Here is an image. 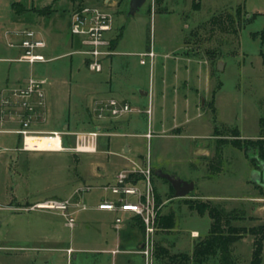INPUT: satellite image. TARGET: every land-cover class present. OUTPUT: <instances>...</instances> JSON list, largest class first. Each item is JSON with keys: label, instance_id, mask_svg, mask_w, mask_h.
<instances>
[{"label": "rangeland", "instance_id": "obj_1", "mask_svg": "<svg viewBox=\"0 0 264 264\" xmlns=\"http://www.w3.org/2000/svg\"><path fill=\"white\" fill-rule=\"evenodd\" d=\"M14 1L18 0H0V23L8 21L10 5ZM21 3L25 8L31 7L25 0ZM60 5V3H52V9H58ZM238 7L242 12L239 18L235 14ZM42 11L43 27L51 34H56L59 22L67 17L66 12L54 11L46 19V10L42 9ZM34 13L24 16L27 24H12L7 27L8 30L37 28L35 24L30 23L31 14L34 19L40 16ZM117 30L123 31L119 49H135L144 41L146 49L154 50L155 58L152 66L148 57L144 58L146 65L142 67L139 66V57H124L131 67L142 73L143 70L146 71L143 78L146 90L151 88L154 92L159 91L163 65L167 63L170 65V62H173L165 57L164 52L181 45L183 41L192 43L194 33L200 36L199 46L206 48L210 53L212 47L209 45L212 43L214 46H220L225 38V45L219 52L220 58L200 51L203 56L199 57V63L193 62L189 66L195 71L203 64V66L210 65L213 68L211 89L220 87L216 94L218 108L216 117L224 122L225 126L219 127L218 130L219 134L228 136L229 139L225 137L217 140L220 146L215 148H222L221 143L234 144L236 141L232 136L235 134L242 137L241 139H248L257 134L258 121L264 117V0H201L200 8L196 10L193 8L192 0H163L161 4L157 0H146L135 14L129 15L126 12L123 17H118ZM2 46L3 43L0 41V48ZM6 56L7 53L4 51L0 53L1 58ZM218 59L223 69L219 64L215 66ZM67 60L68 58L55 59L40 66L35 64L33 67L7 61L0 62V66L21 67L27 71L30 67L47 70ZM179 64L181 67L189 65L185 60L180 61ZM183 70L184 68L181 73L185 77ZM13 92L7 93L2 100L3 106L8 103L5 99L14 98ZM61 92L64 93V89ZM183 92V88H180L179 94ZM71 102L75 103L73 95ZM154 103L153 110L157 106V103ZM147 105L148 103L146 108ZM172 115L173 109L168 106L165 117L168 126L171 125ZM191 117L193 121L181 130L182 137L166 135L152 138L149 142L146 140L142 143L141 160H134L127 167L113 170L109 175H105L103 179L105 178L106 181L103 185L94 181L96 174H100L98 172L101 171L97 167L103 161L109 160L110 155L101 153L100 150L94 155L69 152H20L15 150L20 145L18 137L1 133L0 153L6 158H0V205L13 204L17 209L9 208L5 204L0 206V264H18L16 258H19V254L22 251H34L31 248H36V252L41 255L54 256V264H65V254L60 249L71 246L78 249L75 264H90V262L111 264L110 255L94 252L99 248L95 246V231L92 224L101 221V218L88 208L90 200H87V205L81 200L86 193L109 191V188L116 184V177L119 174L126 175V186L137 190L135 198L131 200L137 203L130 204H139L144 207V211L143 215H137L127 222L113 224V233L109 232L106 239L108 241L112 239L113 248H109L110 250L115 249L117 245L116 249L140 256L142 264H189L179 256L185 255L183 253L192 249L191 232L198 231L203 236L209 229L207 214H196L195 207H200L201 204H209L226 213L245 210L247 228L252 225L257 226L255 220L264 218V198L260 194L261 190L258 193L254 189L255 186L250 178L251 169L255 168L250 157L255 154V149L247 145L246 155L243 151L226 145L222 154L214 152L207 158H200L204 166L212 167L210 172L194 159L195 156L191 151L194 142L197 141L192 136H207L214 132L213 112L208 106H199L198 110L193 109ZM68 120L70 119L67 118L65 121ZM70 121L74 123L73 115ZM51 125L53 122L47 121L42 127H51ZM146 125H148L147 115ZM93 128L94 124L90 121L88 127L80 126L77 132L92 131ZM101 132L102 136L106 134L105 127L101 128ZM104 140L105 138L104 146L100 149L108 151L105 143H108L109 139ZM41 141H36L38 144L36 147L40 146ZM243 141H237L240 142L241 147L246 145ZM64 142V147L73 145L72 141L64 140ZM33 144L28 141V146ZM161 170L164 174L194 182L195 189L184 198H175L170 184L156 174ZM111 176L113 178L107 179ZM79 180L84 181L80 184ZM79 185H82L83 189L74 192L70 199H61ZM199 194L210 197L211 200L198 199ZM253 195L261 200L250 201L249 198ZM245 199L246 201L243 202ZM230 200L246 203V208L242 205L234 207L231 205V202L235 204L234 201ZM48 201L69 202L67 211L69 217L74 219L73 229L56 210H30L34 205ZM85 207L87 209L83 210ZM235 225L237 226V223ZM206 237L202 239L198 237L194 240L201 242ZM233 246L234 244L230 246L232 260L236 264H251L254 250L251 237L247 236L237 242L235 248ZM20 247L25 249L22 250ZM44 247L54 250L48 251ZM168 255H177L179 259L170 261ZM122 256L129 260L131 255ZM260 258V264H264V243ZM205 264H220V262L218 257H211Z\"/></svg>", "mask_w": 264, "mask_h": 264}, {"label": "crops", "instance_id": "obj_2", "mask_svg": "<svg viewBox=\"0 0 264 264\" xmlns=\"http://www.w3.org/2000/svg\"><path fill=\"white\" fill-rule=\"evenodd\" d=\"M25 1L29 2V4L31 5L30 8H25L23 6V4L21 3L23 2V0L14 1L10 5L11 10L8 21L0 23V41L1 43H3L2 48H0V53L2 51L7 53L6 57H0V62L8 61L15 64H26L33 67L35 64H39L40 66L41 64L43 65L52 62L55 59L59 60L68 58V60L65 63L63 62L58 65H53L47 70L40 68L34 69L30 67L27 71L21 67L11 68L10 66H8L4 68L0 66V134L3 133L8 135H15L18 137V142L20 143V145L17 146L15 150L25 153L69 152L74 154V152L61 149L53 151L47 150V148L49 147L27 148L25 144L26 138L24 139L23 136L18 133V131L26 129L37 136L50 132H60L62 134V138L65 137V140L72 141L73 145L67 146L69 148L75 145L76 134L89 132H77V129L80 126L88 127V124L91 121L94 124L93 130L99 127L101 131V128L105 127L106 134H104V136H100V138L98 139V152L100 150L101 153L104 152L111 156L109 160L103 161L97 167L99 171H101L98 172L100 174H96V178L94 181L99 185H103L106 181L105 178L103 179L105 175H109L113 172V170L127 167L134 160H141L143 156L142 143H144L146 140L149 142L152 138L163 137L166 135H169L170 137H182L183 135L181 130H183V127L193 121V117H191V112L193 111V109L198 110L199 106H208V108L213 112L214 115V132L207 136H192L197 140L196 142H194L191 151L195 156L194 159L199 164L203 165L200 158H207L209 154L214 152L222 154L224 149L223 147L226 145L233 146L245 153L242 148L235 144H231L230 142L221 143L223 146L222 148H215L216 146H220V143H218L217 140L225 139L226 137L219 134L218 130L219 127H224L225 123L221 122L216 117V112L218 109L216 94L219 92L220 87L217 86L218 91L217 88L214 89V87L211 89V83L213 80L211 69L213 68L210 65L206 64L205 66H203V64L195 71L192 70L193 67H189L193 62L199 63V57L202 58L203 56L200 54V51H204L205 53L207 52L213 57L220 58L219 52L225 45V38L220 46H214L211 43V45H209L210 47H212L210 53V51L208 52L206 48H202L199 46L198 41L200 40V36L194 33V36L192 37V43L183 41L181 45L175 46L168 52H164L163 54L165 55V57L169 58L173 62H170V65L168 63L166 65H163L159 91L154 92L153 89L151 91V88L146 90V84H144L145 81L143 82V78L145 77L144 74L146 71L143 70V73L139 72V70H136L134 67H131L129 65L128 60L124 59V57L135 56L139 57L141 60V54L152 52L154 54L153 59H150V64L152 66L155 58L154 50L146 49L144 41H142L141 45L137 46V48L135 49H119L120 41L123 38V31L117 30V19L118 17H123L124 15H126V12L128 14L130 0ZM162 2L163 0L159 3L161 4ZM52 3H60L61 7H59L58 9H52ZM82 7L99 8L105 12L110 13L113 16L112 29L106 35L109 42L107 50L110 52V54L104 57L102 61V71L100 73L90 72L86 65L87 58L83 55L74 53L75 51L81 49V45L80 40L72 36L70 33V20L72 13ZM42 9L46 10V19L54 11L62 10L63 12H66L67 17L64 19V21L62 20L61 22H59L56 34H51L47 28L43 27L41 19L43 18L42 16L44 13H42ZM33 12L37 13V15H40L38 18L34 19L31 14L30 18L31 25L35 24L37 26V28L35 29L37 30L28 28L8 30L7 27L12 24H27L26 20H24L26 19L24 16L28 13ZM23 30H32L36 32L37 36L45 42L46 47L42 51H40V53L48 60L47 62H38L30 65L27 63L12 61L19 56V54L21 53V49L18 47H9L8 43L12 42L14 44H18V38L14 37L13 33L21 32ZM144 58L146 57H143V59ZM182 60H185L187 63H189V65H184L183 67H181L179 62ZM220 63L221 61L218 59V62L215 64V66L219 64L221 66V69H223V66ZM144 65H146V62L143 64H139V66L141 67ZM182 68H184L183 71L186 74L185 77L182 76ZM29 79L43 82L41 86V92L43 95L42 105H38L37 99L33 97L30 100V105L32 107L31 112H28L24 107L21 106V101L19 99H5L8 103L3 106L2 100L6 97L7 93L12 92L16 89L24 88L27 85ZM180 88H183L184 90L181 95L179 94ZM62 89H64V93H60ZM72 95L74 97L75 103L71 102ZM109 99L127 102L132 106V108H134V111L119 119L100 122L94 117L92 109L96 103L103 102ZM154 102L157 103L155 110H153ZM146 103H148L147 108ZM168 106L172 107L173 109L170 126L166 124L165 120L166 110ZM72 115L74 118V123H71L70 121ZM146 115L148 125H146ZM67 118L70 120L66 122L65 120ZM25 121L27 122V126L23 127V123H25ZM47 121H52L53 125H51V127H42ZM148 134L151 135L149 138L147 137ZM259 135L260 127L257 131V134L249 137L248 139H241L242 137H240L239 135L238 138L234 139L255 141L256 139H258ZM104 138L105 140L109 139L108 143H105L107 144L108 151L100 149L102 146H104ZM226 138L229 139L228 136ZM57 147L58 145L51 148ZM61 147L67 148L63 145ZM76 154L94 155L95 153ZM0 158L6 157L2 153H0ZM204 167L208 169V171L212 169V167L210 168L209 165ZM253 171L260 172L262 178L264 179L263 167L252 168L250 173L252 174ZM115 175L116 173L113 174V176ZM109 178L113 177L111 176L107 179ZM184 180L185 179H183V181ZM79 181L81 182L80 184H82L84 180ZM185 181L190 182L189 180ZM192 183L195 189V183ZM253 185L255 186L254 189L258 191V193L261 187H263L262 184L253 183ZM81 186L79 185V187H75L72 192L67 193L66 195L61 197V199H70L72 195H74V192L83 189ZM105 191L106 192L104 193L101 191H95L88 194L86 193V196L81 200L86 205L90 200L91 203H88V208L91 209V212L94 215L101 218V221L95 220L96 222L92 224L94 226L93 230L95 231V246L99 248L94 251L95 254L101 253L110 255L111 257L109 256V258L111 264H142V258L140 256L137 257L132 253L123 252L122 250L116 249L118 248L117 245L115 249H109L113 248V242L112 239L108 241L106 238L109 232L113 233L112 225L115 224V219L119 217L121 219L120 223H123L137 217V215L132 212L123 213L98 210L96 206L100 204L99 202L107 200L102 196L108 197L109 199L107 201L116 202L118 199V197L110 193V191ZM133 198H135V196L130 195L125 197V200L129 203H137L131 201ZM197 198L202 200H211L210 197L200 194ZM249 200L256 202L260 201L261 199L258 198V196L256 198L255 195H253V197L249 198ZM244 201H246V199L243 200V202ZM234 203L235 204L231 202V205L234 207H240L242 205L246 208V203L241 204L239 201H234ZM4 204L9 208L11 207L17 209V207H14L13 204ZM4 204H1L0 206ZM85 209H87V207H85ZM236 211H238L239 214L243 215L244 217L243 220L236 222L237 226L247 228V216L244 215L245 210ZM73 214L75 216V211H73ZM196 214L199 215L198 213ZM255 222L257 223V226H259L263 224L264 218L255 220ZM255 226L256 225H252L250 226V228ZM210 227L211 220L209 218V229L205 235L201 236L198 231H192V249L190 250V252L183 254L191 255L194 249V245L199 241L194 239L198 237H200V239L206 237L209 233ZM73 228L74 226L72 227V229ZM247 236L251 237L252 241H254L255 237L247 234L233 243V247L235 248V244L246 238ZM44 248L48 251L54 250L48 249L47 247ZM20 249L23 250L25 249V247H20ZM31 249L34 251H22V253L19 254V258H16L18 264H54V256L45 254L41 255L38 251L36 252V248ZM68 249L74 250L71 256V264H75L74 262L77 260L76 253L78 252V249H75L73 246L60 249V251L65 254V264H67L66 250ZM122 255L131 256L129 257V260H127L124 259ZM90 264L92 263L90 262Z\"/></svg>", "mask_w": 264, "mask_h": 264}, {"label": "built area", "instance_id": "obj_3", "mask_svg": "<svg viewBox=\"0 0 264 264\" xmlns=\"http://www.w3.org/2000/svg\"><path fill=\"white\" fill-rule=\"evenodd\" d=\"M113 26V16L99 8L95 7H82L74 11L71 15L70 20V33L72 36L80 40L81 49L74 53L83 55L87 58V68L90 72L100 73L102 71V61L104 57L108 56L110 52L107 50L109 42L107 40V33H109ZM14 37L18 38V44L12 42L8 43L9 47H18L21 49V53L17 58L12 61L34 64L44 63L48 60L40 53L45 47V42L39 38L36 32L32 30H23L21 32L13 33ZM143 57L153 59L154 54L148 52L141 54L140 63H144ZM43 82L29 79L27 85L24 88L14 90V98L21 101V106L29 112L32 111L30 100L35 97L38 101V105H42V92L41 86ZM134 111V108L127 102L118 101L115 99H109L103 102H98L94 105L92 113L94 117L100 121H108L119 119L127 114ZM27 126V122L23 123V127ZM20 135L25 139L28 136L38 137L32 134L26 129L18 131ZM47 140H57V148H47V150H67L74 153H95L97 151L98 139L102 136L100 128H95L92 131L76 134V142L73 147L62 148V134L60 132H50L42 134ZM151 135L148 134L149 138ZM125 174H119L116 177V184L109 188L110 193L118 197L116 202L103 201L98 204L96 208L101 211L109 212H132L136 215H143L144 207L139 204L132 206L125 200V197L130 195H136L137 190L126 186ZM69 202H45L42 204H36L30 208L42 209V210H56L67 220V225L73 227L74 219L69 217L67 209L69 208ZM148 208V207H147ZM85 209V208H84ZM146 210V208H145ZM149 212V211H148ZM121 219L117 217L115 223H120ZM67 253V264H71V256L73 254L72 249L66 250ZM147 254V252H146Z\"/></svg>", "mask_w": 264, "mask_h": 264}, {"label": "trees", "instance_id": "obj_4", "mask_svg": "<svg viewBox=\"0 0 264 264\" xmlns=\"http://www.w3.org/2000/svg\"><path fill=\"white\" fill-rule=\"evenodd\" d=\"M162 0H157V2ZM193 8L199 9L201 0H192ZM236 17H241V8L238 7L235 11ZM240 22V20H239ZM238 22V23H239ZM239 28V26H238ZM237 28V29H238ZM264 37V31H263ZM260 135L255 141L244 140L246 144L241 147L240 141L236 139L235 145L242 148L246 155L248 152V146L250 145L255 149V154L252 155L251 161L257 168H264V117L259 120ZM232 137L238 138V135H233ZM65 137L62 138V145L64 146ZM260 193L264 198V186L260 189ZM195 210L198 214H207L211 220V227L207 237L194 245L192 254L189 256L187 254L179 256L184 258L186 263L189 264H205L208 258L218 257L220 264H236L231 258L230 246L242 238L244 235L254 236L253 241V254L251 264H260L262 244L264 240V222L263 224L251 228L238 227L235 225L236 222L243 220V215L239 214L238 211L224 212L223 210H217L215 207H211L209 204H201V206H196ZM167 254V251H165ZM176 255H168L167 258L170 261L179 259Z\"/></svg>", "mask_w": 264, "mask_h": 264}, {"label": "water", "instance_id": "obj_5", "mask_svg": "<svg viewBox=\"0 0 264 264\" xmlns=\"http://www.w3.org/2000/svg\"><path fill=\"white\" fill-rule=\"evenodd\" d=\"M146 0H130L128 14L133 15L140 7L143 6ZM156 174L166 180L173 189L175 198H184L194 189L192 182H186L174 175L164 174L161 171H157ZM251 181L255 184H262L264 186V179L260 172L253 171L251 174Z\"/></svg>", "mask_w": 264, "mask_h": 264}, {"label": "bare ground", "instance_id": "obj_6", "mask_svg": "<svg viewBox=\"0 0 264 264\" xmlns=\"http://www.w3.org/2000/svg\"><path fill=\"white\" fill-rule=\"evenodd\" d=\"M37 140H42L41 142H39V147H36L38 144L36 143ZM28 141L29 143H34L33 146H28ZM41 143V144H40ZM26 147L27 148H45V147H55L58 145V141L57 140H47L44 137H32V136H28L26 137ZM127 206H132V205H127Z\"/></svg>", "mask_w": 264, "mask_h": 264}]
</instances>
